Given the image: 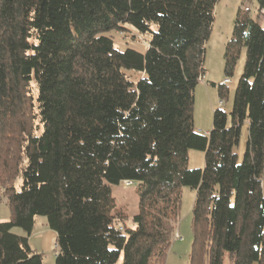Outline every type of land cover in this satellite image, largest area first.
<instances>
[{
  "label": "trees",
  "instance_id": "trees-1",
  "mask_svg": "<svg viewBox=\"0 0 264 264\" xmlns=\"http://www.w3.org/2000/svg\"><path fill=\"white\" fill-rule=\"evenodd\" d=\"M218 1L0 0V264H42L36 216L55 232L54 264H162L182 188L194 192L189 264H264V0L238 8L225 45L226 77L245 53L229 115L213 111L205 134L193 125ZM123 26L149 36L143 54L114 47L107 34ZM189 150L202 169H187ZM126 181L130 228L111 193Z\"/></svg>",
  "mask_w": 264,
  "mask_h": 264
},
{
  "label": "rangeland",
  "instance_id": "rangeland-1",
  "mask_svg": "<svg viewBox=\"0 0 264 264\" xmlns=\"http://www.w3.org/2000/svg\"><path fill=\"white\" fill-rule=\"evenodd\" d=\"M238 8L255 13L253 0H219L214 6V21L211 33L204 44L203 69L204 76L198 81L193 91V125L200 134L210 131L212 126V114L215 110H222L228 116L232 106L233 93L237 81L242 73L245 53L242 49L231 76L223 73V53L225 45L232 33L233 21ZM264 29V24H262ZM113 41L114 47L119 51L130 49L143 54L147 48L148 35H140L128 26H123L119 31L107 34ZM127 75V74H126ZM133 82L141 77L139 74L129 72ZM229 80L228 83H224ZM221 94V95H220ZM222 105L219 106V102ZM229 124V119H228ZM247 139V126L244 124L240 131L238 146L234 149L238 162L241 161ZM204 154L200 151L189 150L187 153V169H202ZM21 180L18 177L14 182V188L19 190ZM261 185L264 186V158L261 171ZM0 188V222L10 219V211L7 200ZM112 197L117 208L124 210L127 220L123 227H131V217L138 212V195L135 187H126L123 183L111 187ZM194 200V192L188 188L181 189L178 222L176 224L174 240L167 251L162 264H189V253L192 243L191 232V208ZM17 236H25L22 230L14 228L11 231ZM177 236V238H176ZM30 249L41 255L42 264H54L55 232L51 230L43 216L34 217L33 229L28 237ZM122 255L115 264H121Z\"/></svg>",
  "mask_w": 264,
  "mask_h": 264
},
{
  "label": "built area",
  "instance_id": "built-area-1",
  "mask_svg": "<svg viewBox=\"0 0 264 264\" xmlns=\"http://www.w3.org/2000/svg\"><path fill=\"white\" fill-rule=\"evenodd\" d=\"M228 81L229 80H225L224 83H228ZM221 105H222V102L220 101L219 102V106H221ZM123 185L126 186V187H132L133 186L132 182H129V181L124 182ZM176 238H177V236H176Z\"/></svg>",
  "mask_w": 264,
  "mask_h": 264
}]
</instances>
